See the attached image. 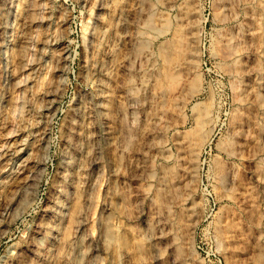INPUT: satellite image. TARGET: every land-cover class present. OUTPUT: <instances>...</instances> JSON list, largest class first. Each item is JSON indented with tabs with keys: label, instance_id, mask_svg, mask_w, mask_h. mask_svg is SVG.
Returning <instances> with one entry per match:
<instances>
[{
	"label": "rangeland",
	"instance_id": "1",
	"mask_svg": "<svg viewBox=\"0 0 264 264\" xmlns=\"http://www.w3.org/2000/svg\"><path fill=\"white\" fill-rule=\"evenodd\" d=\"M0 264H264V0H0Z\"/></svg>",
	"mask_w": 264,
	"mask_h": 264
},
{
	"label": "bare ground",
	"instance_id": "2",
	"mask_svg": "<svg viewBox=\"0 0 264 264\" xmlns=\"http://www.w3.org/2000/svg\"><path fill=\"white\" fill-rule=\"evenodd\" d=\"M180 36V35H179ZM180 40V39H179ZM180 46L179 44H178V42H177V44H176V46ZM174 46H175V44H174ZM184 46V45H183ZM171 48V47H170ZM180 48V47H179ZM184 48V47H183ZM178 49V48H177ZM185 49V48H184ZM161 50V49H160ZM163 51V50H162ZM174 51V50H173ZM171 52V51H170ZM168 53V50H167V52L165 53V52H161V53H164V59L163 60H165L164 62L166 63V71H165V73H163L164 74V77H162L163 78V80H161V81H159L158 83L163 87V86H165L166 87V89H169V90H173L177 85H178V83H179V76L178 75H176L171 69H172V67L173 66H171L172 65V63L173 62H175L177 59H180V57H181V55H182V51L179 49V50H176L175 52H171V53ZM160 53V54H161ZM184 53V52H183ZM185 56V55H184ZM182 59V58H181ZM177 62V61H176ZM173 64H175V63H173ZM171 67V68H170ZM163 72H164V70H163ZM177 73V72H176ZM179 73V72H178ZM180 75V74H179ZM181 76V75H180ZM196 84V83H195ZM160 88V87H159ZM206 111H207V109H206ZM225 173V172H224ZM224 173H223V175H224ZM222 174V173H221Z\"/></svg>",
	"mask_w": 264,
	"mask_h": 264
}]
</instances>
